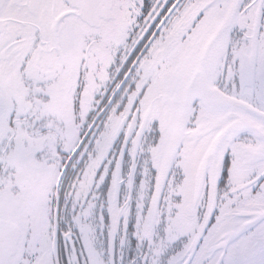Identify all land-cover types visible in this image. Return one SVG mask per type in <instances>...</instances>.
<instances>
[{"label": "snow or ice", "instance_id": "6c2138e0", "mask_svg": "<svg viewBox=\"0 0 264 264\" xmlns=\"http://www.w3.org/2000/svg\"><path fill=\"white\" fill-rule=\"evenodd\" d=\"M0 264H264V0H0Z\"/></svg>", "mask_w": 264, "mask_h": 264}]
</instances>
